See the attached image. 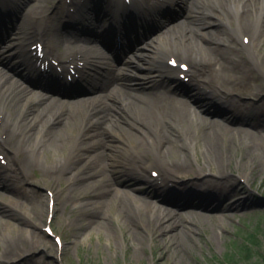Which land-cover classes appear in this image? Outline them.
<instances>
[{
	"label": "bare ground",
	"instance_id": "obj_1",
	"mask_svg": "<svg viewBox=\"0 0 264 264\" xmlns=\"http://www.w3.org/2000/svg\"><path fill=\"white\" fill-rule=\"evenodd\" d=\"M52 1L25 0L22 5L17 4L14 7L12 1L0 0V20L6 18L5 23L0 21L1 67L19 75L25 70L37 69L40 77L47 74L46 84L50 89L55 88L62 92L70 73L65 58L71 56V64L78 65L80 61H88V65L92 67L90 73L95 70L93 84L94 90H98L99 94L94 99L77 98L74 101H49L40 98L41 100L34 99V102L29 104L26 92L30 89L20 90L18 83L9 80L0 71V115L9 120L7 133L15 137L12 140L15 146L8 150L12 154V179L8 181L0 166V190L17 192L20 182L33 183L29 176L36 171L27 167L25 156L49 154L52 149L62 151L65 155L64 161L58 162L54 156H50L51 164L56 163L50 174L55 176V171L57 173L59 169L56 179H61L63 175L70 176L69 191L77 194V200H85L86 206H92L95 210L115 207L117 216L131 235L137 236L142 232L151 234L155 241L170 243L175 253L191 250L188 244L196 242L195 235L200 230L196 221L189 220L178 210H174L175 208L153 206L148 198L156 196L162 203L170 202L169 192L164 187L170 182L177 183L176 181L182 178L195 176L198 184L202 183V186L209 187L214 192L209 198L204 196L205 194L187 193L197 199L191 201L190 210L210 212L217 208L228 212L234 207L235 201H227L229 197H225L235 184H238L232 177L233 174L223 172L222 169L215 173L212 169L206 170L202 167L200 172H196L188 150L199 142L195 138L190 139L192 144L186 146L183 140L189 138L190 132H194L177 128L173 121L182 117V110L177 106L187 104L184 106H187L190 115H195L199 120L195 129L197 134L207 130L209 133L211 130L221 133L216 137L217 141L210 137L203 143V157L204 152L206 153L203 165L205 167H210L212 163L213 159H207L209 154L212 156L211 152L220 159L221 164L226 165L228 152L233 150L227 139L228 135H238L252 144L263 143L264 88L260 82H264V76L258 75L257 72L260 66L263 67V61L261 58L256 63L249 60V56L257 48L256 41L250 46L240 42L244 39V33H253L254 37L264 33L261 25L264 22V0L161 1L159 5L163 8L172 7L178 2L182 4L188 10L186 20L182 24L166 27L164 31V27L158 30L150 27L145 30L144 36L147 38L153 32L163 33L153 45L138 46L141 54L135 58L136 64L126 62L124 68L116 69L91 43L110 48L104 45V42L112 38V35L119 34L122 46L123 40L128 37L125 20L132 14L129 13L154 12L153 6L157 0H135L133 8L124 0H86L84 4H77L81 18L67 14L66 6L60 3L59 6L55 5V8L51 7L49 3ZM216 10H222L224 16L219 18ZM63 17L73 25L80 23V29L71 31L62 27L59 21ZM205 17L209 18L210 23L203 22ZM225 21L233 27L236 37L223 31L218 25L224 24ZM186 22L192 24L191 28L186 27ZM11 25L17 26L16 33H10ZM179 25L183 26L182 31L178 30ZM53 33L58 35L57 40L52 39ZM37 39H47L46 60L51 55H57L62 74L65 76V79L60 78L62 85L52 77V74H55L52 63H49L48 71L47 65L46 70L38 67V61L35 60L37 55L31 48L33 41ZM147 48L151 53H148ZM179 55L192 63L195 83L205 89L210 88L212 98L221 105L215 112V118L211 109L207 108L208 103L205 104L199 94H191L189 98L179 95L176 84L181 83L178 77L181 71L169 66L171 59ZM141 64H149L150 68L145 69ZM78 71L79 74L86 75L85 70ZM124 72L131 83L134 84L140 79L144 82L141 86L129 89L120 82V75ZM158 76L163 77L165 81H155ZM211 105L214 106L213 103ZM191 107L196 108L199 114L192 112ZM222 110H225V115ZM32 111H37L38 114L30 116L29 112ZM246 117L249 122L243 121ZM252 120L255 123H252ZM98 123L112 126L111 134L116 137L115 140L126 139L118 150L109 153L97 150L102 145L104 148L109 147L103 140L96 139ZM235 124H248L253 126L256 132L244 127L236 128ZM149 130L158 138L151 136ZM207 136H211V133ZM146 138L150 139V145L146 143ZM46 144H49V147H46ZM1 146L5 148L4 145ZM136 152L138 156L134 155ZM121 155L129 156L132 169L138 174L136 180L130 178L114 182L110 178V175L122 172ZM78 164L84 165V170L76 173ZM156 164L161 165L164 172L163 185L147 175L150 167ZM208 172L213 178L204 177ZM2 177L6 179L1 181ZM146 185L156 190L150 191ZM221 186L224 188L223 192L217 190ZM124 190L140 194L141 197H131V203H128L123 197L116 196ZM209 199L213 202L210 203ZM21 207L24 209V206ZM41 209L38 212L39 218H42L43 211H50L45 197L41 199ZM24 210L27 211L26 208ZM92 216L97 218L94 214ZM5 250L7 251L0 253L1 259L15 252V247L12 245ZM27 252L29 251L24 253ZM12 255L17 259L25 254Z\"/></svg>",
	"mask_w": 264,
	"mask_h": 264
},
{
	"label": "rangeland",
	"instance_id": "obj_2",
	"mask_svg": "<svg viewBox=\"0 0 264 264\" xmlns=\"http://www.w3.org/2000/svg\"><path fill=\"white\" fill-rule=\"evenodd\" d=\"M24 1L18 0V4L22 5ZM14 5L16 6L17 4L15 3ZM212 10L214 11L213 8ZM216 12L219 18L224 16L222 10H216ZM187 13L188 10L179 3L173 9V12L169 14L170 26L182 24L186 20L185 16ZM203 22L210 23V20L205 17ZM185 25L190 27L192 24L186 22ZM218 25L223 31L235 36L226 21L224 24ZM262 26L264 29V22H262ZM16 27V25H11L10 33H16ZM181 29H183V26L179 25L178 30L182 31ZM129 35L133 36L134 33L131 32ZM244 36L250 37L252 34L246 33ZM256 41L259 55L263 61V67L259 68L260 75H262V72H264V33L260 34ZM149 42H152V40ZM98 49L101 55L103 54L108 59H111L109 61L115 69L124 68L126 61L137 63L135 58L139 54L137 52L138 49L134 51H130L128 48L123 51L116 50V52L122 54L120 61L114 59V48H110L112 50L111 53L101 47H98ZM148 53H151L150 49ZM141 65L144 68H150L149 64ZM122 75L124 73H121L120 76ZM12 80L22 83V80L17 77ZM158 82H162L161 77L158 78ZM121 83L126 87L133 88L137 82L133 84L122 78ZM141 83L142 81L138 82L137 85ZM261 84L264 88V82H260ZM180 90L179 92L182 95H191L192 92V94H199L200 99L205 104L208 103L207 108L213 112V118L216 117L217 107H212V101L209 97L203 96L202 92L193 88L191 93H188L190 91L189 87H181ZM98 94V90L91 91V83H87L85 80L83 81V88L71 93L69 97L63 98L62 101H74L76 97L94 99ZM44 98H48L50 101L61 100L54 96ZM34 99H39V97L35 98L28 95L29 104L34 102ZM184 105L187 104L177 106V108L180 107L182 110V117H177L173 122L177 128L182 130L186 128L194 132V134L190 132L188 134L189 138L183 140L186 146L189 142L192 144L190 139L193 140L195 138L199 142L198 145L196 144L194 145L195 147H191L188 150L189 158L195 167L194 170L200 172L202 167L206 170L212 169L215 173H218L222 169L223 172H229L236 178L241 177V180H246V183L242 184L236 179L238 184H235L228 196H225L229 197L226 199L227 201H235L234 207L228 212L220 211L217 208L210 212H193L195 210H190L189 206L193 196L187 195L185 192H180L169 198L171 199L169 204H160L157 199H149L152 205L169 209L175 208V204L181 203L180 207L174 210H178L189 220L196 221V225L200 230L195 235L196 242L188 244L191 250H181L175 253L170 243L162 240L155 241L151 234L142 232L137 236L131 235L117 216L115 207H101L102 209L95 210L92 206H86L87 202L85 200H77V194L69 191L70 183L68 179L70 176L63 175L61 179L51 177L50 170L53 169L56 163L51 164L50 156H54L58 162L60 160L64 161L65 157L62 151L57 152L52 149L53 151L48 152L49 154H31L25 159L24 162L27 167L36 170L29 176L33 183L26 181L19 193H14L12 190H0V253L9 246L14 245L15 252L13 253L18 256L25 254L23 257L20 256L14 259L12 253L10 257H7V260H0V264H60V261L63 264H264V140L263 143L252 144L251 141L243 140L238 135H228L227 139L233 146V150L228 152L226 165L221 164L220 159L211 152L212 156L209 154L210 157L207 159H213L212 163H210V167H205L203 165L205 164L206 153L204 152L205 156L203 157V143L205 144L210 137L217 141L216 137L221 135V133L211 130V136H207L210 134L207 132L209 130H207L205 132L199 131L197 134L195 129L199 120L195 115H190L187 106ZM190 109L192 112L199 114L196 108L191 107ZM35 114H38V112H29L30 116ZM244 119L247 120L248 118ZM238 127H244L251 132H256L253 127L247 125ZM112 130V126H107L104 123L96 124L95 132L98 135L96 139H101L104 143L109 144V147L104 148L102 145L97 150L109 153L110 151L118 150L119 146H122L123 142L126 141L125 138L115 140L116 137L111 134ZM149 131L151 136H153L152 130ZM55 141L57 140L55 139ZM145 141L147 143L148 140L146 139ZM131 143L135 146L133 141ZM46 147H49V144H46ZM124 159L126 160V157L121 155L120 170L122 172L110 175L114 182L135 178L129 172ZM83 170L84 165L80 164L75 169L76 173ZM1 181H4V179L2 178ZM49 190H52L57 197L58 207L53 224L56 232L64 240L62 256L59 255L56 242L48 238L43 231L48 219V210L43 211L42 218L38 216V212L42 210L41 199L45 197L48 201ZM81 191L83 192L84 190ZM186 192L193 194L189 190H186ZM20 194H22L21 197L19 196ZM116 196L123 197L122 199L128 203H131V197H134L133 199L140 197L129 190H124ZM210 196L212 195L209 194L208 197ZM68 198H71L70 201H66ZM208 201L213 202L211 199ZM141 204L137 203V205ZM21 206H24V209L26 208L28 214H30L27 215L28 217L25 214L23 215L24 210ZM92 214L97 218L94 219ZM28 221H34V224ZM26 251L29 252L26 254L24 253Z\"/></svg>",
	"mask_w": 264,
	"mask_h": 264
},
{
	"label": "snow or ice",
	"instance_id": "obj_3",
	"mask_svg": "<svg viewBox=\"0 0 264 264\" xmlns=\"http://www.w3.org/2000/svg\"><path fill=\"white\" fill-rule=\"evenodd\" d=\"M175 63V62H174ZM177 66H179V65H177ZM185 67V70H187V67L186 66H184Z\"/></svg>",
	"mask_w": 264,
	"mask_h": 264
}]
</instances>
